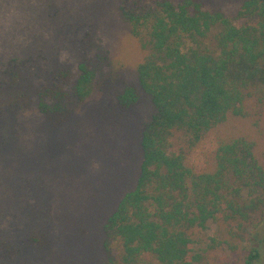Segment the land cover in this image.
<instances>
[{"label": "trees", "instance_id": "1", "mask_svg": "<svg viewBox=\"0 0 264 264\" xmlns=\"http://www.w3.org/2000/svg\"><path fill=\"white\" fill-rule=\"evenodd\" d=\"M118 12L142 53L134 81L123 79L88 18L57 29L53 55L35 50L0 64V154L12 148L16 116L31 102L58 129L93 93L108 97L121 84L104 104L125 111L144 97L153 112L139 126L135 184L103 225L100 264H232L217 252L239 250L244 233L259 246L233 264H257L264 235L253 240L251 231L264 221V165L254 143L218 136L200 168L192 154L228 115L264 106V0H242L234 18L203 0H119ZM64 51L75 70L59 60ZM20 192V227L0 224V264H20L24 254L44 260L59 244L53 191L35 175ZM209 223L215 231L205 239Z\"/></svg>", "mask_w": 264, "mask_h": 264}, {"label": "rangeland", "instance_id": "2", "mask_svg": "<svg viewBox=\"0 0 264 264\" xmlns=\"http://www.w3.org/2000/svg\"><path fill=\"white\" fill-rule=\"evenodd\" d=\"M203 1L207 9L220 10L229 18L236 16L242 2ZM118 5L119 0H0V64L35 50L53 55L57 29L71 20L88 18L94 22L95 38L122 65L123 79L134 81V67L142 53L120 17ZM58 57L72 70L76 69L77 60L67 51L60 52ZM120 88L121 84L115 86L108 97L93 93L72 119L58 129L46 123L35 101L17 114L13 146L0 154V224L20 227L19 220H15L22 199L20 185L38 175L54 193L53 232L59 236L58 246L44 260L24 254L20 264L103 261V225L119 198L135 184L141 161L139 126L153 112L150 101L144 97L125 111L104 104L107 99L114 103ZM218 136L252 141L255 156L264 165V106H249L245 116L228 115L192 154L196 168L202 167L205 156L216 148ZM214 231V224L209 223L204 238L212 237ZM251 234L252 238L264 235V221ZM240 240L236 252L223 249L217 255L233 264L246 250L258 245L252 239L248 241L246 233L240 235ZM195 249L203 250L204 244ZM262 258L257 264H264Z\"/></svg>", "mask_w": 264, "mask_h": 264}]
</instances>
